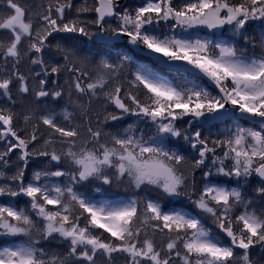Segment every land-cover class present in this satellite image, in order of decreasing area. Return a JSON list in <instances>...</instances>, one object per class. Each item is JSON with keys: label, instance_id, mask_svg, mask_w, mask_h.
<instances>
[{"label": "snow or ice", "instance_id": "snow-or-ice-1", "mask_svg": "<svg viewBox=\"0 0 264 264\" xmlns=\"http://www.w3.org/2000/svg\"><path fill=\"white\" fill-rule=\"evenodd\" d=\"M199 28L232 32L261 54H247L223 31L218 40L188 32ZM122 38L184 78L173 83L128 52L114 53ZM68 40L96 51L60 42ZM48 100L65 104L56 111ZM125 117L135 120L121 130ZM214 122L234 127L205 135ZM34 160L45 166L29 178ZM252 177L259 183L251 199L230 186ZM86 182L133 195L93 200L79 190ZM0 197L12 198L0 203V238H12L0 245V264H259L252 250L264 252V0H146L131 10L119 0H42L39 10L0 0ZM163 198L178 206L166 210Z\"/></svg>", "mask_w": 264, "mask_h": 264}, {"label": "trees", "instance_id": "trees-1", "mask_svg": "<svg viewBox=\"0 0 264 264\" xmlns=\"http://www.w3.org/2000/svg\"><path fill=\"white\" fill-rule=\"evenodd\" d=\"M30 3L33 4L34 8L36 10H39V4L42 2V0H29ZM74 5H81L83 3V0H73ZM146 2V0H123L121 3V6L124 8L128 9H134L135 7L141 6ZM177 2H180V0H177ZM74 11V10H73ZM160 27L164 28V25H161ZM180 29H177L176 32L177 34L180 33ZM223 31V39L228 40L229 42L236 43L238 47L243 48L246 50L247 54L251 55L253 51L257 55L261 54V49L257 46L254 50L252 49L251 45H246L245 42L237 35L233 34L232 32L226 31V30H209L206 28H199V29H189L188 32L192 34H199L200 38H208V39H213V40H218L221 37L219 36V33ZM171 34V33H169ZM248 35L250 37L254 36L256 37L257 41L259 40L260 33L259 30L257 29L256 31L249 30ZM195 38V36H194ZM57 41H53L55 44ZM61 43H68V44H73L80 48L83 53H88L89 50L91 51H96L95 47L91 44V42H84L81 43L80 40H68V41H60ZM116 51H126L130 55L133 56V60H141L139 56L136 54L132 53L128 49V44L127 42H122L120 44H117V47L113 50L115 53ZM46 59L48 58L47 56L45 57ZM136 63V62H135ZM150 68H153L154 70L158 71L161 75L166 76L169 80H171L173 83L179 82L182 77L181 75H178L177 73L169 72L166 71L164 68L157 66L156 64L150 63ZM23 70V69H22ZM188 79H191V77H188ZM61 82H63L61 80ZM202 87L208 88L201 80L198 81ZM209 89V88H208ZM210 90V89H209ZM212 91V90H211ZM30 97L25 98V99H19L16 104V110L21 111L25 106L28 105L30 102ZM47 105L49 108L55 109L56 111H60L61 106L65 104V100H61L57 103H53L51 100L46 101ZM43 108V105H41ZM99 110L98 106H94ZM135 118H129L125 117L123 121L119 122L120 123V129L122 130L124 127H127L128 124L133 123ZM241 126L243 127H251L252 125L244 120L240 121ZM186 126V125H185ZM143 127V125H141ZM226 127H234V125L231 122H228L227 124H222V123H216L213 125H207L205 128H202L201 131L204 132L205 135L209 134V130H211V133L215 135L218 131H224ZM108 131H114L115 129H106ZM44 163L41 160H34L30 163L29 168L27 170V175L30 178L31 173L33 170H38L42 167H44ZM231 187H239L242 193L249 199L253 198L255 196V189L258 187V182L254 179V177L250 178L248 181H245L243 179L240 180L239 184H237L235 181H233L230 184ZM97 188H100V191H97ZM79 190L83 192L87 197H90V199L97 200V199H110V200H119V199H127L128 197L133 195V192L131 190H126L125 186H116L113 185L111 187L109 186H100L97 182H92V183H85L83 186H80ZM139 195L143 196L145 195L144 192H140ZM148 195L152 196L153 198L157 195V193H148ZM12 198L10 197H0V201L3 203H7L8 200ZM178 200H182V198H178ZM15 201L18 206H24L25 203V198L23 197H17L15 198ZM171 201V203H170ZM161 203L165 206V209L167 210L168 208L172 207L173 205L178 206V201L177 200H171V198H163L161 200ZM257 205H260V201L257 198L256 200ZM184 210L189 211L191 214L195 215L199 212L198 209H195L194 206L188 204L185 202V208ZM203 221L206 227L210 228L213 230V232L217 231L215 225L212 223L210 218L203 217ZM3 240L0 239V245ZM40 246H43L45 248H50L54 249L57 251H63L66 245H62L59 242L56 241H51V242H46V241H41ZM252 259L257 260L259 264H264V252H262L259 247L255 248L252 250Z\"/></svg>", "mask_w": 264, "mask_h": 264}, {"label": "water", "instance_id": "water-1", "mask_svg": "<svg viewBox=\"0 0 264 264\" xmlns=\"http://www.w3.org/2000/svg\"><path fill=\"white\" fill-rule=\"evenodd\" d=\"M122 1H123V0H119V3L121 4ZM122 41H126V38H122V39L119 40V41H114L113 43H114V44H118V43H121ZM129 48H130L131 51H133L134 53L138 54L139 56L145 57V58L151 60L153 63H156V64H158V65L164 67L165 69H167V70L169 71L168 65L159 63V61L155 58V54H150V53H148L147 51H137V50L135 49V46L130 45V44H129ZM201 80L204 81L205 84H206L209 88H211L212 90L216 91L215 88H214V85H212L211 82L207 80V78H201ZM245 121H246V120H245ZM247 122H248V121H247ZM214 123H216V122H214ZM254 178H255V180L258 181V178H256V177H254Z\"/></svg>", "mask_w": 264, "mask_h": 264}, {"label": "rangeland", "instance_id": "rangeland-1", "mask_svg": "<svg viewBox=\"0 0 264 264\" xmlns=\"http://www.w3.org/2000/svg\"><path fill=\"white\" fill-rule=\"evenodd\" d=\"M135 62H137V64H144V65H147L149 66V64L147 63L148 61L147 60H142V61H137V60H134ZM123 200H126V199H123ZM1 203V202H0ZM10 239V238H9Z\"/></svg>", "mask_w": 264, "mask_h": 264}]
</instances>
